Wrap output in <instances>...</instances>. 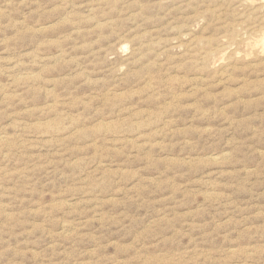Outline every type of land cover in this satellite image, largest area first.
Instances as JSON below:
<instances>
[{"label": "rangeland", "instance_id": "1", "mask_svg": "<svg viewBox=\"0 0 264 264\" xmlns=\"http://www.w3.org/2000/svg\"><path fill=\"white\" fill-rule=\"evenodd\" d=\"M263 48L264 0H0V264H264Z\"/></svg>", "mask_w": 264, "mask_h": 264}, {"label": "bare ground", "instance_id": "2", "mask_svg": "<svg viewBox=\"0 0 264 264\" xmlns=\"http://www.w3.org/2000/svg\"><path fill=\"white\" fill-rule=\"evenodd\" d=\"M247 2H248V1H247ZM248 3H249V2H248ZM260 3H261V2H260ZM251 5H252V4H251ZM260 42H261V41H260ZM260 44H261V46H262V42H261ZM263 49H264V48H263ZM263 49H262V50H263ZM262 50H261V51H262Z\"/></svg>", "mask_w": 264, "mask_h": 264}]
</instances>
